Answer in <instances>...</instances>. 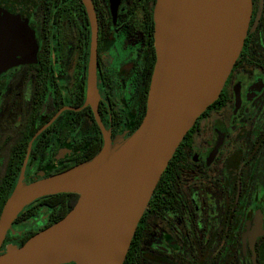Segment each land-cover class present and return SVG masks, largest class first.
<instances>
[{"label":"flooded vegetation","instance_id":"obj_1","mask_svg":"<svg viewBox=\"0 0 264 264\" xmlns=\"http://www.w3.org/2000/svg\"><path fill=\"white\" fill-rule=\"evenodd\" d=\"M156 2L91 0L98 111L113 143L145 115ZM91 47L84 0H0V214L21 178L64 171L102 149L85 105ZM52 209L16 219L1 252L43 227ZM131 247V264H264V0H252L222 91L177 147Z\"/></svg>","mask_w":264,"mask_h":264},{"label":"water","instance_id":"obj_2","mask_svg":"<svg viewBox=\"0 0 264 264\" xmlns=\"http://www.w3.org/2000/svg\"><path fill=\"white\" fill-rule=\"evenodd\" d=\"M84 2L92 22L85 105L94 110L103 147L93 159L64 171L29 183L19 180L0 214V256L13 251L6 264H124L169 161L198 117L219 97L242 50L252 12V0H157L156 61L145 115L139 127L114 146L98 111L94 8L91 0ZM66 192L79 197L64 217L23 245H8L1 252L8 231L16 233L13 223L28 205ZM71 249L74 260H60Z\"/></svg>","mask_w":264,"mask_h":264},{"label":"trees","instance_id":"obj_3","mask_svg":"<svg viewBox=\"0 0 264 264\" xmlns=\"http://www.w3.org/2000/svg\"><path fill=\"white\" fill-rule=\"evenodd\" d=\"M100 147L92 153L85 161H89L93 159L99 152H100ZM83 161H81L82 163ZM80 164V163H79ZM79 195L77 193H72V192H66V193H58V194H53V195H47L43 196L30 205H28L17 217V219L20 218H32L34 215L39 214V210L43 205H47L50 207H53V209L50 212L52 218L39 230H33L31 233L27 234L21 239L20 245H23L30 237L35 235L37 232L43 230L44 228L52 225L53 223L57 222L60 220L62 217H64L69 210L74 206L78 199ZM18 234V231H17ZM10 237H14L13 234ZM133 255V250L132 247L130 246L129 252L127 254L126 260L124 264H131L130 258ZM64 264H76L75 262H67Z\"/></svg>","mask_w":264,"mask_h":264},{"label":"bare ground","instance_id":"obj_4","mask_svg":"<svg viewBox=\"0 0 264 264\" xmlns=\"http://www.w3.org/2000/svg\"><path fill=\"white\" fill-rule=\"evenodd\" d=\"M13 254V251L10 250L9 252L5 253L4 255L0 256V264H6L10 256ZM75 258V254L73 249L64 252L60 255V260L62 261H73Z\"/></svg>","mask_w":264,"mask_h":264},{"label":"rangeland","instance_id":"obj_5","mask_svg":"<svg viewBox=\"0 0 264 264\" xmlns=\"http://www.w3.org/2000/svg\"><path fill=\"white\" fill-rule=\"evenodd\" d=\"M129 136H130V135H129ZM129 136H128V137H129ZM128 137H126V138H128ZM126 138H125V139H126ZM125 139H123V140H121V141H119V142L113 143V145H114V146H117L118 144L122 143ZM37 221H38V220H34V219H33V220H31V221L28 223V225H29V226H33V225H35V224L37 223ZM29 226H28V227H29Z\"/></svg>","mask_w":264,"mask_h":264}]
</instances>
